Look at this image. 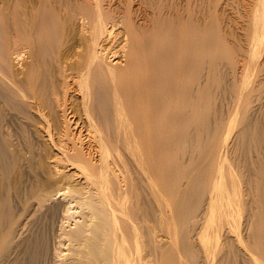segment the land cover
I'll list each match as a JSON object with an SVG mask.
<instances>
[{"label": "rangeland", "instance_id": "rangeland-1", "mask_svg": "<svg viewBox=\"0 0 264 264\" xmlns=\"http://www.w3.org/2000/svg\"><path fill=\"white\" fill-rule=\"evenodd\" d=\"M20 1L22 2L21 7L28 3L25 8H36H32V10L36 11L37 16L38 14H41L40 17L43 16L42 21L44 20L43 22L48 28L44 32L48 33L45 34L44 32L42 33V31H38V35L39 33L42 34L41 37L40 35L36 36L37 33L35 31V33L32 32L34 34L30 32L28 34L26 32L28 35L25 33L26 36L24 35L19 37L17 33H14L13 31L10 32L11 30L7 26V23L5 24V22L7 21L8 13H10V11L12 10L11 8L16 4L19 5L18 2ZM35 1L33 3V0L32 2H30V0L28 2L27 0H0V264H94V261L98 260L99 257L95 258L93 254L90 255V251H92L90 249L91 247L93 249V246H90L88 244V246L90 247V249L88 250L85 245L86 242L84 245H82L83 242L79 244L80 241L75 238L73 239L74 241L68 240L69 238L67 236H70L69 233L75 229V220H84L85 217L88 216L86 215L88 213L86 207L83 206L82 208H79L78 205H74L75 201H71L72 199H74L72 198L73 195L71 194V197L69 192H67L68 194L64 192L65 190H67V188H65V185L66 187H68V185L71 183L76 187L81 186L80 188L83 191V196L84 194L85 196L91 195V198L93 196V202L95 201L98 207L100 206V204L105 206L103 207L101 205L100 207L101 211L103 212V216L105 217V219H112L110 221V224L111 222L113 223L111 225L106 224V226L108 225V227L105 226L106 229H109L104 231L105 228H103V232H106V234H108L107 237L109 236L110 238V236L112 235L111 233H113V237L111 236L113 240L111 239L110 243V245L112 244L113 247L111 246L110 248L111 251L112 248H115V252H113V250L112 254L113 258H115L114 255L117 254V260L114 261V259H112L114 261L112 262V264H118V261L122 262V260L128 262L130 256L137 262L136 263L135 261H133V259H129L132 260L131 264L132 262H134L135 264H264V258H262L264 257V38L261 44L263 47L260 45V47L256 49L257 52L256 50L253 51V49H251V39L249 40L248 44V36L249 34L251 35L249 31L250 28L248 27L251 24V19L249 20V18L250 16L252 18L250 3L255 0H94V2H98V7L102 12H107L104 13V17H106L108 14H110L109 16H123V14L125 13L124 16L125 18L127 17L129 19V24L132 25V23L134 22L133 26H135L136 28L138 22V26L142 24V26L138 27L140 29H138V31L141 32L137 31L139 35L141 34L140 37L142 36V34L143 36H146L147 34V37L148 35L149 37L151 36L150 38L148 37L149 43L145 36V39L141 37L145 41H143V43H145V48H147L145 49L147 50V54H149V52L151 54V52L155 51L154 44L155 41H158L159 39L158 42L156 41L161 45L159 46V50H161L162 48V51L164 52L163 55L166 56H164L165 58L162 56V59L160 58L159 60V62L162 63V66H164L166 62V65H168L170 62H172L173 64L177 62V55L181 57V55L173 53V51H175L174 47L177 42L176 39L178 38L179 31H183L185 28L186 32L191 30L193 31L191 34H196V37L190 35V37L193 36V38H196V41L200 42L204 39L202 43L200 42L201 44H204V47L200 45L198 49V47L196 46L199 45L195 46L194 44V49H198L197 52L195 50V52L193 51V53L191 54L189 51H192V48V50H186V53H184V55L186 54V58H189L187 57V55L191 54L192 57L191 55L190 57L193 60H191V68L188 69L187 67L189 66V64H187V74H184L185 76H183V79L181 78V81L183 80L186 83L185 84L184 82H182L184 83L182 85L185 89V91H183L184 89L182 90V92L184 93L180 94L182 95L180 96L182 98L178 99L180 101H173L174 103L172 102L171 104L170 102H168V104L166 103L162 105V107L164 106L165 109L160 107L159 110L156 111L158 112L157 114L161 115L160 117L163 118L161 119V121H163L162 123L164 127L167 126L165 129L163 127L164 131H160L164 136L162 139L164 140V138H167L169 142L170 138L172 139L171 135L173 136L175 132L178 131L176 132V134L178 133V136H173V139L176 140L177 143H174V141L170 140V142L166 144L165 142L167 141H162L165 144H163L164 146L162 145V142L161 145L158 144V146H154L155 149L152 148L153 150H155L151 157L152 160L150 159V156L153 150L150 149V147H144L143 143L130 139L129 140L131 142L129 144L131 145H129V141H127V139L125 141L123 140L122 136H119L122 135L124 131L120 128L118 130H115L117 129L115 125H117L119 122L117 121L118 113L116 115L115 112L118 111L114 110V102L111 99L113 98L112 92L110 91L111 89L109 87L110 79L107 76L105 77L108 78L109 82H106L107 79L103 78V76L97 80H92L91 83V80H88L89 83H84V85L86 84L84 86L85 89L88 87V89L85 90L89 91L87 95L86 92L83 93V91H79L74 87L71 88L70 86L64 84L62 82L63 78L60 76L61 74L59 70L57 71L56 69H54L57 67V63L56 58L52 54L53 51L57 50L56 53L54 51V54L57 55V52L60 51L58 49H62L64 47V44L65 46H67L70 44L69 42H73L74 39L71 40L72 37L75 39L76 37H78L76 26L79 24V20L78 22L77 19H75L76 21L74 19L70 20L73 23L72 25L70 21L64 20V18L66 19V17L62 15L63 10L62 12L60 10L62 9L61 4L64 8L66 6L65 3L67 5H72L75 3L76 5L74 4V6L76 7L80 6L78 5L80 2L83 3V1H85L87 4H93L94 6L93 0H77L79 3L76 0H63L61 2L60 0H53V2H51L52 0H48V2L47 0ZM70 1L72 4H69ZM49 2L50 5L52 4V7L49 5ZM85 2L82 4L83 6L87 5H85ZM97 2H95V5ZM29 4L34 6H30ZM128 4L130 6H128ZM59 6L61 8H59ZM39 8L42 11H40ZM48 8L52 11H50ZM143 8L146 12H144ZM153 8L157 9V11ZM245 12L247 15H244ZM261 12L262 11L258 9V11L255 12V16L259 17ZM117 13H119V15ZM47 14L48 17H46ZM187 15L190 17H188ZM63 16L64 18L61 20V17ZM109 16L107 17L109 18ZM122 16L119 17L123 18ZM152 17H154V19ZM44 18L50 21L47 22ZM183 18L184 20H182ZM52 19L56 21H53ZM130 19H134L133 21L131 20L132 23H130ZM66 22L68 27L66 25ZM188 22L190 23V30H187L189 24ZM47 23H49L50 26H48ZM204 23L206 24L204 25ZM180 24L182 25L181 28ZM53 25L56 26L54 27ZM62 25L66 27V29H63ZM186 25L187 27H185ZM52 26L53 28H51ZM59 26L60 28L57 29V27ZM159 27L160 29L164 30L160 31ZM178 27L180 28V30ZM69 28L71 29V33ZM141 28H143L144 31ZM195 29L198 31H196ZM58 32L61 33L59 34ZM74 32L75 36L73 35ZM159 32L161 33V35ZM246 32L248 36L246 35ZM57 33L59 34V38H57ZM157 33L159 34V36ZM175 33L177 34V36H175ZM30 34L32 36H30ZM47 34H52V37L51 35L50 37H47ZM189 34L190 33L188 32L187 34H185V36H188ZM197 34H200L198 35L200 37V41L198 40ZM44 35H46L47 38ZM55 36L57 39L61 40V46H58L59 40H56V38L54 39L55 42L53 39V41L51 40V38ZM39 37L41 38V40ZM61 37H63V40L61 39ZM218 37L220 38V41L218 40ZM33 38H39L37 42L35 41V44L37 43L36 45L38 47L40 46L39 49L43 50L40 51L38 49L39 54L43 53L44 57H42V54V58L38 56L37 59H39L40 62H43L44 58L45 60H47L44 61V63H40L38 60L35 61L36 59L34 58L31 61L33 55L31 52L32 49H30V40ZM42 38L44 41L47 39L48 42H50L48 44L54 42L53 44L56 47L53 44L52 46L54 48L51 45V47H49L48 45L43 46L45 42H42ZM163 38H165V43L163 42ZM174 40L175 45L173 44ZM39 41L41 42L39 43ZM150 42H152V45L150 44ZM116 44L117 47H119V45H121L122 43L117 42ZM165 44H167L168 46ZM172 44L174 45V47ZM191 45L193 44L191 43ZM214 45H216V48H214ZM150 46H153L154 49ZM218 46L221 47L218 48ZM163 47H165V50ZM201 47L203 48V50ZM44 48H48V51L47 49L44 50ZM226 48L228 49V53L226 52ZM219 49H221V51H219ZM166 50L168 53H165ZM222 50L224 51V54ZM229 50L231 52H229ZM251 50L252 54H255V56L254 54L252 56L255 57V60H253L254 58L251 59L250 57L252 55ZM49 51L52 52L49 53ZM162 51L161 54L163 53ZM188 52L190 54H188ZM194 53H198V55L196 56V54L194 55ZM229 53L231 55H228ZM167 54H169V56ZM183 56L182 58L184 60ZM193 56L196 58H193ZM230 56L233 57L230 58ZM168 57H170L171 60ZM200 59L201 61L198 62V60ZM48 60H51L53 64H50L51 62H49ZM162 60L165 63H163ZM244 60L247 61L245 62ZM33 62L37 63L34 64ZM47 62H49L50 65ZM186 62L188 61L186 60ZM186 62H184V64H186ZM166 65L162 67L163 69H167L164 70L166 73H163L165 76L167 72H170V67L168 68V66L166 67ZM41 66L43 67V70L41 69ZM32 67L33 69H31ZM24 71L25 74H28L27 72L30 73V71L33 72L34 74H31L33 75L32 77H34L35 75L34 80L32 78V81H34L33 83L35 85L33 84V86H31L32 88L35 86L34 89L40 90L37 91L40 92L39 94L41 95L42 99H44V101L42 100V104L44 105V109H41L42 112H38L39 110H36L35 108L33 109L32 105H30L29 103V98L26 97L27 95L24 96V88L26 86V84L24 85V83H26L24 82L25 79H22L23 77H26ZM254 72L255 74L257 72L258 73L255 75ZM188 77H190L191 79H189ZM162 79V82L168 80L167 83L165 82L168 85L169 79H165V77L163 79L165 81H163ZM38 80L40 82H38ZM64 80L69 81L70 79L65 78ZM186 80H188V84ZM162 82L161 84H163ZM43 84L45 85V87H43ZM164 84L161 85V87L163 86L161 88L163 91V95L165 94L164 90L167 89L166 84ZM158 86L160 87V84ZM185 86L187 89L185 88ZM103 87H105L107 90ZM188 89L193 91L191 92ZM203 89H205L208 93ZM198 90L202 91H199V94L197 95L196 93ZM200 92H202V94L206 93L204 95L205 98L200 94ZM43 95L45 96V98ZM185 95H187L188 97H186ZM199 95H201V98L203 96L205 100L202 99V101H200L201 98L199 97ZM196 96L200 99L196 98ZM190 97L193 100H197L193 101ZM182 99L184 101H182ZM190 99L191 102L193 101L196 104L193 102L190 103ZM199 101L202 102V104ZM75 102L77 103L75 104ZM80 103L84 105L86 103L88 114L91 113L89 115L91 116V121H93L92 123L91 121H88V123L82 122V118L80 119L78 116L79 113H75L77 109L74 108L76 107L79 109ZM69 104L73 107L72 109ZM191 107H193V109ZM195 108L199 110L196 111ZM176 109L178 111L181 109L183 110H181L182 114L179 111V117L181 116L180 118H183L181 120L182 123L180 122V124V118L178 119L177 117L178 111L176 113ZM71 110H75L74 113H71ZM196 112L197 114L194 115L193 113ZM121 113L124 114V111H121ZM121 113L120 115H122V120L128 119L129 117L131 118L130 111L129 113L125 111L124 116ZM172 113H175V115L177 114V118L175 117L173 119L174 116ZM126 114H129L128 118L125 117ZM183 114L185 117L183 116ZM190 114L191 116H193L191 117ZM113 115L115 116V118ZM121 117L119 119H121ZM172 119L175 122L178 119L177 124L179 127L174 124V121L172 122ZM171 122L172 124L170 127ZM111 123L113 125H111ZM109 125H111L112 127ZM93 126H96V128H93ZM109 127L111 129H113L114 127L115 128L110 132L109 130L111 129ZM101 128L102 130H100ZM129 130L130 132L128 130L126 132L128 135H130L133 131L131 129ZM169 131L171 132V134ZM114 134H117V136H115ZM106 136H110V138H107ZM178 137L180 140L178 139ZM110 139H113L114 143H112ZM108 140L110 141L109 145L107 144L109 142ZM132 141H135L134 144L132 143ZM120 143H124L125 145L122 144V146ZM135 144L136 146L140 145V147L138 146L139 148H142V146L144 148H147L146 150L144 149L146 153L142 152L143 148L138 153L140 149H136L135 146H133L134 148L132 147L133 149H135L134 151H132L133 149L129 148V146L131 147ZM166 145L168 147H166ZM119 147H123V149L125 147V149H127H124V151ZM76 148H79L83 153V159H81V161L83 160L84 164L82 163L81 165L86 167V171H88V173L79 171L81 170V168L78 166L79 164L77 163V159L79 158H76L72 153H70L74 152ZM112 148L113 150L115 149V151L117 150L118 152H113ZM118 149H120V151ZM128 149H130V153ZM160 149L163 150L160 151ZM63 151L65 152V154H63ZM131 152H133L134 154ZM141 152L145 155H143V158H145L149 162L150 160L152 161L150 162L151 164L147 162V168L144 167L146 166V164H143V162L146 163V160H142L140 157L142 156V154H140ZM155 152L156 154L158 153V156H156ZM137 153L140 155H138ZM127 154L130 155L127 156ZM135 154H137V156ZM133 155H135L136 157H140V163H142L141 165L144 169H141V165L138 162L139 159ZM117 157L120 159H118ZM122 158L123 160L121 161ZM134 159L135 161L138 159L137 163L134 161ZM141 160L143 162H141ZM117 161H120L119 163L121 164H119ZM90 162H92V164H90ZM165 162L166 164H163ZM79 163L81 162L79 161ZM136 164H138L139 166H137ZM155 164H157V167L155 166ZM91 165H96L95 167L97 168L94 167V169L98 171H95L93 168H91ZM133 165L137 168H140L137 169ZM148 165L150 168L148 167ZM158 165L160 166L158 167ZM125 166H127L128 169ZM77 167L80 169L78 170ZM131 167L134 168L130 170ZM155 167L158 170H155ZM53 168L56 172L53 170ZM162 169L163 172H161ZM120 170L123 172H121ZM151 170H155L156 173ZM132 171L133 174L131 173ZM146 171H149L148 174L150 172H153L152 174L154 176L151 175L152 177H150V174L148 175ZM50 172L53 178L51 177V174L48 175ZM80 172L82 173L83 177L81 176ZM93 172L99 173L95 174ZM143 173L145 174L143 175ZM111 174H115L114 176L112 175L113 178L109 177ZM136 174H138V176H134ZM140 174L142 176H140ZM101 175L102 177H100ZM61 176L66 177L62 178ZM90 176H92V178ZM67 177L70 178L67 179ZM93 177L95 180L93 179ZM153 177H158L157 179L155 178L157 181L153 179ZM100 178L102 183L100 182ZM144 178L145 181H143L142 183L141 181ZM65 179H67V181ZM113 179L114 181L112 183L111 180ZM123 180L126 182H124ZM131 181H133L135 184ZM151 181L155 183H152ZM118 183L121 184V187ZM130 183L133 186L128 185ZM126 184L127 186H129V188L126 186ZM146 184L148 185V187H150L149 184H152L151 187L153 189L151 187L148 188ZM153 184L155 185V187H158L159 185L160 188L153 187ZM135 185L139 187H136ZM140 186L142 189L140 188ZM123 187L126 189L128 188L129 190L127 189V191ZM58 188L61 189L58 190ZM87 188L89 189L87 190ZM105 188L106 190H104ZM119 188L121 190H119ZM108 189L110 191H113V193H110ZM149 189L153 191L151 192ZM155 189H161L159 191H161L162 193H157L158 191H155ZM26 190L28 191L26 192ZM123 190H126V195L125 191ZM141 190L144 191L146 196ZM95 191H97L98 194H96ZM29 192L32 195L30 194L29 196ZM62 192L64 193L61 194ZM38 193H40V195H43L40 196ZM65 193L66 195H64ZM118 193L119 195H121L122 193V196L118 197ZM67 195L71 199H69V197H66ZM161 196L163 197V199H165V201L162 200ZM157 197H159V200ZM117 199L120 201L119 203L117 202ZM96 201H99L101 203H97ZM158 201L159 203H156ZM61 203H63L64 205ZM103 203L106 204L104 205ZM117 203L121 205L119 206ZM37 204L41 206H37ZM114 204L118 205L119 207L115 206ZM122 204L124 205L122 206ZM68 205L71 206L69 207L71 210L76 209V211H78L74 213L76 216L74 215L73 218L71 217L72 219H69V216L66 215L67 211L65 210L66 208H68ZM113 205L114 208H112ZM126 206L129 210L126 209ZM124 207L126 210L124 209ZM117 208L122 209H119V214L121 213L120 215L116 212L118 211ZM100 209L99 213H101ZM113 209H115V211ZM80 211H82V213ZM121 211L124 212V215H122L123 213ZM79 212L83 217L81 215L79 216ZM161 214H163V216ZM77 222L79 223V221ZM100 222L102 223V220ZM111 226L114 227L115 230L114 228L111 229ZM62 231H64L65 234L61 233ZM154 231H156L157 233ZM103 232H100V235H102L100 236V238L106 237L105 235L103 236ZM38 234H40L41 236H39ZM131 236H134V239ZM41 237L44 240L41 239ZM120 238H123L124 240ZM211 239L213 241H211ZM102 240H100V242H102L101 244L103 245V243L105 242L104 240ZM112 241L115 242L112 243ZM131 241L135 243L133 244ZM35 242L37 245H35ZM71 242H73L72 245ZM120 244L122 245V247ZM41 245L43 246V248ZM31 246L35 248H31ZM36 246L41 247H39L38 249V247ZM70 247H72V250ZM39 250L41 253L39 252ZM68 250L70 254L68 253ZM118 250L119 253H117ZM132 250L134 251V256H132ZM71 251H73V253ZM136 251H139V253ZM84 252L86 255L84 254ZM126 252H129L130 256L127 257L129 253L127 254ZM146 252L147 254H145ZM121 253L124 255H121L123 256V258H120L118 255ZM73 254L74 257H72ZM137 254L139 255V257L137 256ZM118 257L120 258V260L118 259ZM258 258L261 259V261L258 260ZM96 262L97 261H95V263Z\"/></svg>", "mask_w": 264, "mask_h": 264}, {"label": "bare ground", "instance_id": "bare-ground-1", "mask_svg": "<svg viewBox=\"0 0 264 264\" xmlns=\"http://www.w3.org/2000/svg\"><path fill=\"white\" fill-rule=\"evenodd\" d=\"M17 1H19V0H17ZM25 1V0H24ZM29 0H27V2H28ZM34 1L35 0H33V3H34ZM44 1V0H43ZM50 1V0H49ZM56 1V0H55ZM61 1H63V0H60V2ZM68 1V0H67ZM73 1V0H72ZM77 1V0H76ZM78 1H80V0H78ZM77 1V2H78ZM90 1V0H89ZM88 1V2H89ZM105 1V0H104ZM123 1V0H122ZM127 1V0H126ZM138 1V0H137ZM153 1V0H152ZM242 1V0H241ZM249 1V0H248ZM251 1V0H250ZM253 1V0H252ZM30 2H32V0H30ZM36 2V1H35ZM38 2V1H37ZM47 2H48V0H47ZM51 2H53V0L51 1ZM59 2V3H60ZM66 2V1H65ZM76 2V3H77ZM85 1H83V3H84ZM93 2H94V0H93ZM95 2H97V1H95ZM95 2H94V6H93V4L92 5H89V4H87L86 2H85V5L86 6H83L82 4L83 3H79L78 5H80V6H74V4H72L71 3V1H70V3L69 4H72V5H67L66 3H65V7L63 8V5L61 4V6H62V9H60L61 10V12H62V10H63V12H62V15H64L65 17H66V19L64 18V16L63 17H61V20L64 18V20H67V21H70V20H72V19H77V22H78V20H79V24L76 26V29H77V35H78V37H76V39L75 38H71V40L72 39H74L73 40V42H69L68 44L69 45H67V46H65V44H64V47L62 48V49H58V50H60V51H58L57 53V55H55L54 54V47L52 46V44L55 42V38H56V36L55 37H53V38H51V40L53 39L54 40V42H51V44H48V43H50V42H48V40L46 39L45 41L43 40V38H42V42L44 41L45 43L43 44V46L44 45H48L49 47H53L52 49L54 50H52L53 51V55H54V57L56 58V63H57V67H58V69H57V67L56 68H54V69H56L57 71L59 70V72H60V76L63 78V83L64 84H66V85H68V86H70L71 88L72 87H74L75 89H78L79 91H83V93L84 92H86V94L88 95V93H89V91H85L86 89H88V87L85 89V85H84V83H86V82H88V80H91L90 81V83L92 82V80L94 81V80H97V79H99V78H101V77H103V78H106L107 80H106V82L108 81L109 82V80H108V78L110 79V82H109V87H110V91L112 92V97L113 98H111L112 100H113V102H114V110L116 111H118V112H115L116 113V115H117V113H118V115H117V118H118V120L117 121H119L118 122V124L117 125H115L116 127H117V129H115V130H118L119 128L120 129H122L123 131H124V133L122 134V135H119V136H122V138H123V140H125L126 141V139H127V141H129L128 142V144L131 142L130 140H136V141H138V142H141V143H143V145H144V147L146 146V147H150V149H152V148H154V146L156 147V146H158V144L159 145H161V142L163 141V142H165V141H167V142H165L166 144L167 143H169L170 142V140L171 141H174V143L176 142V140H174L173 139V136H175V135H177L176 134V132H178V131H174L175 132V134L172 136L171 135V137H172V139L170 138V140H169V142H168V139L166 140L165 138H164V140L162 139L164 136L161 134V132L162 131H164L163 130V127H164V125H163V121H161V119H163V118H161L160 116L161 115H158L157 113L158 112H156L157 110H159V108L160 107H162V105H164V104H168V102H170V104L173 102V101H180V100H178V99H180V98H182V97H180V96H182V95H180V94H182V93H184V92H182V90L184 89V87H183V85L182 84H184L185 82L182 80L181 81V78L183 79V76H185L184 74H187L186 72V70H187V68L189 69V68H191V60H193V59H191V57H192V53H193V51L195 52V50H196V52H197V50L199 49V47H200V45L201 46H203L204 44H201L203 41H204V39H203V41L201 40H199L200 39V37L198 36V35H200V34H197V37H198V40L201 42H198V41H196V38H193V36L194 37H196V34L194 35V34H191L193 31H191L190 29H189V26H190V23L188 24V27H187V25L185 26V27H187L186 29L187 30H190V31H187L186 32V30H185V28H184V32L181 30V31H179V34H178V38L176 39L177 40V42H176V45L174 44V42H175V40L173 41V44L175 45V47H174V45H173V47L175 48V51H173V53L174 54H179V55H181V57L180 56H178L177 55V62H175L174 64L172 63V62H170L168 65H166V63L163 61V63H165V65H166V67L168 66V68L170 69V72H167V74H168V77H167V74H166V76L163 74V73H166L164 70H167L166 68L165 69H163L162 67H164V66H162V63L161 62H159V60H160V58L163 56H165V55H163L164 54V52L162 51V48H161V50H159L160 48H159V46H161L160 44H158L157 42L159 41V39H158V41L156 40V38H155V40L157 41H155V44H154V47H155V51L154 52H151V54H150V52H149V54H147L146 52H147V50H145V49H147V48H145V43H143V41H144V36H143V34H142V36L141 37H143V38H141L140 37V35H139V33L138 32H141V31H138V27H140V26H142V24L140 25V26H138V24H139V22H138V24H137V28L135 27V26H133V24H134V22L132 23L131 22V20L132 19H130V23H132V25L131 24H129V19L126 17L125 18V16H124V14H123V16L122 15H119V13H117L119 16H122L123 18H121V17H119V16H114V15H112V16H109L110 14H108L107 16H109V18L106 16V17H104V13H107V12H105V11H101L100 9H99V5H98V2L96 3V5H95ZM114 2V1H113ZM140 2H142V1H140ZM145 2V1H144ZM144 2H143V4H144ZM150 2V1H149ZM207 2V1H206ZM210 2V1H209ZM19 3V5H14L11 9V11H10V13H8V18H7V21L5 22V21H3V22H5V24L7 23V26L10 28V32H14V33H17L18 35H19V37L20 36H26V34L28 33L29 34V32L30 33H32V32H36L37 33V35L36 36H41L42 34H40L39 33V35H38V31H42V33L46 30V29H48L47 27H46V24L42 21V18H43V16L42 17H40V15L41 14H38V16L36 15V11H34V10H32V8H34V7H29V5L30 6H34V5H31V4H29L28 5V7L29 8H25V6H27V4H25L23 7H21V1L20 2H18ZM44 3H46V2H44ZM54 3H56V2H54ZM63 3V2H62ZM68 3V2H67ZM90 3V2H89ZM109 3V2H108ZM111 3V2H110ZM161 3V2H160ZM208 3V2H207ZM206 3V4H207ZM247 3H249V2H247ZM24 4V3H23ZM56 4H58V3H56ZM64 4V3H63ZM122 4V3H121ZM130 4V3H129ZM128 4V6H130ZM142 4V5H143ZM146 4V3H145ZM150 4V3H149ZM242 4V3H241ZM251 4V6H250V8H251V13H252V18H251V16H250V18H249V20H250V22H251V24H250V26H248L249 28H250V30H249V28H248V30L250 31V33H251V35L249 34V36L247 35V32H246V35L248 36V44H249V40L251 39V41H252V48L251 49H253V51L254 50H256V49H258L259 47H260V45L262 44V42H263V38H264V0H255V1H253V2H251L250 3ZM38 5V4H37ZM49 5H50V2H49ZM58 5H60V4H58ZM76 5V4H75ZM111 5V4H110ZM51 7H52V4L50 5ZM104 6V5H103ZM128 6H126V7H128ZM153 6V5H152ZM241 6V5H240ZM37 7V6H36ZM43 7V6H42ZM115 7V6H114ZM206 7H207V5H206ZM38 8V7H37ZM50 8V7H49ZM48 8V9H49ZM54 8V7H53ZM59 8H61L60 6H59ZM112 8V7H111ZM110 8V9H111ZM116 8V7H115ZM124 8V7H123ZM148 8V7H147ZM151 8V7H150ZM248 8V7H247ZM34 9H36V8H34ZM40 9V8H39ZM55 9V8H54ZM104 9V8H103ZM109 9V10H110ZM127 9H129V8H127ZM138 9V8H137ZM144 9V8H143ZM154 10H156L157 11V9H155V8H153ZM245 9V8H244ZM258 9L259 10H261L262 12H261V14H260V16L259 17H257V16H255L256 14H255V12L256 11H258ZM47 10V9H46ZM50 10V9H49ZM59 10V11H60ZM123 10V9H122ZM148 10V9H147ZM191 10H193V9H191ZM191 10H190V12H191ZM250 10V9H249ZM248 10V11H249ZM40 11H42L41 9H40ZM50 11H52V10H50ZM108 11V10H107ZM134 11V10H133ZM35 12V13H34ZM38 12V11H37ZM47 12V11H46ZM54 12V11H53ZM111 12V11H110ZM109 12V13H110ZM115 12V11H114ZM139 12V11H138ZM144 12H146L145 11V9H144ZM151 12H153V11H151ZM205 12V11H204ZM41 13V12H40ZM42 13H44V12H42ZM126 13H127V11H126ZM143 13V12H142ZM155 13V12H154ZM250 13V14H251ZM49 14H51V13H49ZM54 14H56V13H54ZM58 14V13H57ZM114 14V13H113ZM132 14V13H131ZM144 14V13H143ZM159 14V13H158ZM191 14V13H190ZM210 14V13H209ZM243 14V13H242ZM246 14V12L244 13V15ZM128 15V14H127ZM150 15V14H149ZM153 15V14H152ZM155 15V14H154ZM247 15V14H246ZM45 16V15H44ZM136 16V15H135ZM138 16V15H137ZM141 16V15H140ZM158 16V15H157ZM181 16V15H180ZM188 16V15H187ZM205 16V15H204ZM209 16V15H208ZM248 16V17H249ZM46 17H48V14H47V16ZM50 17V16H49ZM57 17H59V16H57ZM129 17V16H128ZM151 17V16H150ZM188 17H190V16H188ZM241 17V16H240ZM245 17V16H244ZM41 18V19H40ZM53 18V17H52ZM107 18V19H106ZM119 18H121V19H119ZM143 18V17H142ZM145 18V17H144ZM153 19H154V17H152ZM242 18V17H241ZM246 18V17H245ZM244 18V19H245ZM45 20H46V18H44ZM49 19V18H48ZM57 19V18H56ZM192 19V18H191ZM53 21H56V20H54V19H52ZM60 20V21H61ZM73 20V21H74ZM134 20V19H133ZM132 20V21H133ZM182 20H184V18L182 19ZM47 22H49L48 20H46ZM76 21V20H75ZM144 21V20H143ZM150 21V20H149ZM188 21V20H187ZM71 22V21H70ZM145 22H146V19H145ZM249 22V23H250ZM52 23V22H51ZM155 23V22H154ZM175 23V22H174ZM55 24V23H54ZM65 24V23H64ZM63 24V25H64ZM73 23L71 22V25H72ZM75 24V23H74ZM146 24V23H145ZM156 24V23H155ZM159 24V23H158ZM177 24V23H176ZM183 24V23H182ZM185 24H187V23H185ZM206 23H204V25H205ZM248 24V23H247ZM47 25L48 26H50L49 25V23H47ZM52 25V24H51ZM57 25H58V23H57ZM61 25V24H60ZM62 25V27H63V29L65 28L66 29V27H64ZM66 25H67V22H66ZM70 25V26H71ZM172 25V24H171ZM6 26V27H7ZM54 26V25H53ZM53 26L51 27V28H53ZM56 26V25H55ZM54 26V27H55ZM69 26V27H70ZM148 26V25H147ZM160 26V25H159ZM181 24H180V28H181ZM247 26V25H246ZM67 27H68V25H67ZM75 27V26H74ZM158 27V26H157ZM156 27V28H157ZM170 27V26H169ZM183 27H184V25H183ZM60 28V26L59 27H57V29H59ZM163 28V27H162ZM172 28H173V26H172ZM179 28V27H178ZM180 28H179V30H180ZM191 28V27H190ZM57 29H56V31H57ZM63 29H62V31H63ZM73 29H75V28H73ZM142 30H143V28H141ZM149 29V28H148ZM153 29V28H152ZM169 29V28H168ZM183 29V28H182ZM194 29V28H193ZM192 29V30H193ZM8 30V29H7ZM69 30H70V33H71V29L69 28ZM140 30V29H139ZM156 30V29H155ZM159 30L161 31V30H164V29H160V27H159ZM167 30V29H166ZM178 30V29H177ZM196 30V29H195ZM245 30V29H244ZM247 30V29H246ZM247 30V31H248ZM48 31H50V30H48ZM53 31V30H52ZM59 31V30H58ZM74 31V30H73ZM138 31V32H137ZM144 31V30H143ZM158 31V30H157ZM169 31V30H168ZM171 31H172V29H171ZM174 31V30H173ZM196 31H198V30H196ZM27 32V33H26ZM34 32V33H35ZM65 32V31H64ZM75 32H76V30H75ZM75 32H74V36H75ZM138 34H137V33ZM176 32V31H175ZM190 33L188 36L186 35L185 36V34H187V33ZM26 33V34H25ZM34 33H32V34H34ZM45 33V32H44ZM46 33H48V32H46ZM45 33V34H46ZM49 33H53V32H49ZM55 33V32H54ZM59 33V32H58ZM57 33V38H59V34L61 33H59L58 34ZM68 33H69V31H68ZM145 33V32H144ZM146 33H147V31H146ZM160 33V32H159ZM164 33V32H163ZM162 33V34H163ZM166 33V32H165ZM168 33V32H167ZM172 33V32H171ZM178 33V32H177ZM185 33V34H184ZM245 33V32H244ZM243 33V34H244ZM249 33V32H248ZM27 34V35H28ZM65 34H67V33H65ZM158 34V33H157ZM176 34V33H175ZM202 34V33H201ZM48 36L47 37H50V35H51V37H52V34H47ZM69 35V34H68ZM139 35V36H138ZM160 35H161V33H160ZM190 35H193L192 37H190ZM17 36V35H16ZM30 36H32L31 34H30ZM29 36V37H30ZM34 36V35H33ZM45 37H46V35H44ZM54 36V35H53ZM60 36H62V35H60ZM154 36V35H153ZM152 36V37H153ZM158 36H159V34H158ZM175 36H177V34L175 35ZM203 36V35H202ZM42 37V36H41ZM44 37V38H45ZM46 37V38H47ZM70 37H71V35H70ZM70 37H69V39H70ZM146 38H147V40H148V43H149V39H148V37H149V35H148V37H147V34H146V36H145ZM151 37V36H150ZM149 37V38H150ZM162 37H164V36H162ZM166 37H167V34H166ZM171 37H172V34H171ZM186 37V38H185ZM246 37V36H245ZM32 38V37H31ZM40 38V37H39ZM39 38L37 39V38H33V39H29L30 41H31V46H30V49H32V58H31V61H32V59L34 58V59H36L35 61H39L40 62V60L39 59H37L38 58V56H42V54L43 53H41V54H39V51H38V49L40 48V46L38 47L36 44H35V41L37 42V40H39ZM56 38V40H59V39H57ZM63 37H61V39H62ZM169 38V37H168ZM202 38V37H201ZM204 38V37H203ZM25 39V38H24ZM26 39H27V37H26ZM49 39V38H48ZM143 39V40H142ZM153 39V38H152ZM164 39L165 38H163V42L165 43V41H164ZM172 39V38H171ZM175 39V38H174ZM187 39H188V41H187ZM220 38L218 37V40H219ZM28 40V41H29ZM40 40H41V38H40ZM52 40V41H53ZM63 40V39H62ZM70 40V41H71ZM151 40V39H150ZM244 40H246V39H244ZM50 41V40H49ZM60 41L61 40H59V44H58V46L60 45ZM69 41V40H68ZM220 41V40H219ZM41 41H39V43H40ZM122 43L121 45H119V47H117V44L116 43ZM145 42V41H144ZM147 42V41H146ZM161 42V41H160ZM168 42V41H167ZM198 42V43H197ZM206 42V41H205ZM218 42V41H217ZM222 42V41H221ZM28 43V42H27ZM62 43V42H61ZM67 43V42H66ZM148 43H146V44H148ZM154 43V42H153ZM170 43V42H169ZM169 43H168V45H169ZM191 43L193 44V45H191ZM197 43V44H196ZM200 43V44H199ZM30 44H28V45H30ZM56 44H57V42H56ZM150 44L152 45V42H150ZM158 46H157V45ZM171 44V43H170ZM194 44H195V46L196 45H199V46H196V47H198V49L197 48H195L194 49ZM216 44V43H215ZM247 44V45H248ZM51 45V46H50ZM54 45V44H53ZM63 45V44H62ZM165 45H167V44H165ZM167 45V46H168ZM222 45H223V43H222ZM42 46V45H41ZM42 46V47H43ZM55 46V45H54ZM61 46V45H60ZM149 46V45H148ZM215 47L214 48H216V45H214ZM262 46V45H261ZM46 47V46H45ZM56 47V46H55ZM147 47V46H146ZM150 47H152L153 49H154V47L153 46H150ZM204 47V46H203ZM219 47H221V46H218V48ZM249 47H250V45H249ZM263 47V46H262ZM164 48V50H165V47H163ZM169 48H170V46H169ZM168 48V49H169ZM192 48H193V50H192ZM202 48V47H201ZM246 48V47H245ZM247 48H248V46H247ZM246 48V49H247ZM29 49V48H28ZM47 49V51H48V48H46ZM45 48H44V50H46ZM56 49V48H55ZM153 49H151V50H153ZM227 49V48H226ZM261 49V48H260ZM40 50V49H39ZM51 50V49H50ZM150 50V51H151ZM172 50V49H171ZM186 50L188 51V50H192V51H189L188 52V54H190L191 55V57H190V55H187V57H189V58H186L185 57V55H184V53H186ZM202 50H203V48H202ZM263 50V49H262ZM261 50V51H262ZM40 51H43V50H40ZM51 51V52H52ZM57 51V50H56ZM56 51H55V53H56ZM161 51L163 52L162 54H161ZM219 51H221V49H219ZM46 52V51H45ZM44 52V53H45ZM50 51H49V53H51ZM167 52V50L165 51V53ZM201 52V51H200ZM222 52H223V54H224V51L222 50ZM227 53H228V49H227V51H226ZM229 52H231L230 50H229ZM246 52H247V50H246ZM256 52H257V50H256ZM29 53V52H28ZM168 53V52H167ZM199 53V52H198ZM198 53L196 54V53H194V55L196 54V56L198 55ZM48 54V53H47ZM52 54H51V56H52ZM171 54V53H170ZM200 54H202V53H200ZM251 54H252V50H251ZM254 54V53H253ZM253 54L250 56L251 57V59H253V60H255V57H252L253 56ZM261 54V53H260ZM168 56H169V54H167ZM184 55V56H183ZM228 55H231L230 53L228 54ZM246 55V54H245ZM249 55V54H248ZM47 56V55H46ZM45 56V57H46ZM175 56V55H174ZM182 56L184 57V60H183V58H182ZM254 56H255V54H254ZM39 57V58H40ZM42 57H44V54H43V56ZM41 57V58H42ZM53 57V58H54ZM166 57V56H165ZM164 57V58H165ZM173 57V56H172ZM179 57V58H178ZM202 57V56H201ZM231 57H233V56H230V58ZM246 57V56H245ZM40 58V59H41ZM169 59H170V57H168ZM167 58V59H168ZM176 58V57H175ZM193 58H196V57H194L193 56ZM49 59H50V55H49ZM162 59V58H161ZM167 59H166V61H167ZM189 62H186V60ZM202 59V58H201ZM201 59L200 60H198V62L199 61H201ZM213 59H215V58H213ZM243 59V58H242ZM245 59V58H244ZM250 59V60H251ZM259 59V58H258ZM257 59V60H258ZM171 60V59H170ZM169 60V61H170ZM262 60V59H261ZM30 61V60H29ZM44 61H47V60H45L44 58H43V62H40V63H44ZM49 61V60H48ZM53 61V60H52ZM55 61V60H54ZM113 61V62H112ZM195 61V60H194ZM193 61V62H194ZM230 61V60H229ZM228 61V62H229ZM243 61V60H242ZM245 61V60H244ZM247 61V60H246ZM245 61V62H246ZM252 61V60H251ZM38 62V63H39ZM49 62H51V60L49 61ZM49 62H47L48 64H49ZM184 62H186V64H184ZM244 62V63H245ZM250 62V61H249ZM31 63V62H30ZM34 63V62H33ZM37 63V62H36ZM36 63H34V64H36ZM55 63V62H54ZM197 63V62H196ZM201 63V62H200ZM208 63V62H207ZM231 63V62H230ZM243 63V64H244ZM248 63V62H247ZM33 64V65H34ZM50 64H53V62H51ZM49 64V65H50ZM187 64H189V66L187 65ZM194 64V63H193ZM252 64V63H251ZM254 64H255V62H254ZM43 65V64H42ZM248 65V64H247ZM249 65H250V63H249ZM45 66V65H44ZM47 66V65H46ZM188 66V67H187ZM197 66V65H196ZM196 66H194V67H196ZM30 67V66H29ZM39 67H40V65H39ZM38 67V68H39ZM42 67V66H41ZM187 67V68H186ZM254 67V66H253ZM257 67H258V65H257ZM35 68V67H34ZM45 68V67H44ZM47 68V67H46ZM256 68V67H255ZM28 69V68H27ZM31 69H33V67L31 68ZM42 70H43V67L41 68ZM53 69V70H54ZM253 69V68H252ZM30 70V69H29ZM35 70V69H34ZM45 70H48V69H45ZM192 70V69H191ZM258 70V69H257ZM262 70V69H261ZM25 71H28V70H25ZM25 71H24V74H25ZM32 71V70H31ZM30 71V73L29 72H27L28 74H25V78L23 77L22 79H25L24 80V82H26V83H24V85L26 84V86H25V91H24V89H23V91L25 92V95L24 96H26L27 98H29V100H30V105H32V108L34 109H36V110H39L38 112H42L41 111V109L43 108V102H42V100L44 101V99H42V97H41V95L39 94L40 92H38V91H40V90H36V89H34V87L32 88V86H33V82L34 81H32V78H33V80H34V77H35V75H34V77H32L33 75H31V74H34L33 72H31ZM164 71V72H163ZM190 71V70H189ZM193 71V70H192ZM259 71V70H258ZM38 72V71H37ZM47 72V71H46ZM55 72V71H54ZM188 73H190V72H188ZM258 73V72H257ZM256 73V74H257ZM59 74V73H58ZM194 74V73H193ZM254 74H255V72H254ZM255 74V75H256ZM192 75V74H191ZM105 76H107V77H105ZM165 77V79L167 78V79H169V82H168V85L166 84L167 83V81L168 80H163L164 79V77ZM188 76V75H187ZM186 76V77H187ZM162 77H163V79H162ZM192 77V76H191ZM194 77V76H193ZM253 77H255V76H253ZM55 78H57V77H55ZM55 78H53V79H55ZM65 78H68V79H70L69 81H65L64 79ZM189 79H191L190 77H188ZM252 78V77H251ZM161 79L163 80V81H165V82H162L161 81ZM194 79V78H193ZM192 79V80H193ZM253 79V78H252ZM57 80V79H56ZM101 80V79H100ZM254 80V79H253ZM22 81V80H21ZM32 81V82H31ZM164 84H166V90H164L165 91V94L163 95V91H162V87H161V85H163V84H161V82ZM38 82H40L39 80H38ZM47 82V81H46ZM45 82V83H46ZM103 82V81H102ZM102 82H100V83H102ZM182 82H184V83H182ZM186 82H187V84H188V80H186ZM189 82H190V80H189ZM250 82H251V79H250ZM22 83V84H23ZM43 83H44V81H43ZM48 83V82H47ZM89 83V82H88ZM98 83V82H97ZM192 83V82H191ZM194 83V82H193ZM62 84V83H61ZM94 84V83H93ZM160 84V87L158 86ZM164 84V85H165ZM186 84V83H185ZM190 84V83H189ZM32 85V86H31ZM35 85V84H34ZM44 85V84H43ZM182 85V86H181ZM252 85H253V83H252ZM256 85V84H255ZM47 86V85H46ZM96 86V85H95ZM107 86V85H106ZM191 86V85H190ZM36 87H37V85H36ZM43 87H45V85L43 86ZM49 87V86H48ZM100 88V87H99ZM102 88V87H101ZM103 88H105V87H103ZM185 88H186V86H185ZM192 88V87H191ZM190 88V89H191ZM46 89H47V87H46ZM90 89V88H89ZM98 89V88H97ZM106 89V88H105ZM187 89V88H186ZM190 89H188V90H190ZM193 89V88H192ZM91 90V89H90ZM103 90V89H102ZM107 90V89H106ZM203 90H205V89H203ZM92 91V90H91ZM97 91V90H96ZM183 91H185V89L183 90ZM191 91V90H190ZM193 91V90H192ZM191 91V92H192ZM195 91V90H194ZM199 91H202V90H198L197 91V95L199 94ZM206 91V90H205ZM204 91V92H205ZM107 92V91H106ZM110 92V93H111ZM188 92V91H187ZM203 92V93H204ZM207 92V91H206ZM45 93H46V91H45ZM99 93H100V91H99ZM98 93V94H99ZM194 93V94H195ZM208 93V92H207ZM23 94V93H22ZM43 94V93H42ZM97 94V93H96ZM186 94V93H185ZM188 94V93H187ZM191 94V93H190ZM200 94L201 95H205V94H202V92H200ZM111 95V94H110ZM201 95H199V97L201 98ZM44 96V95H43ZM184 96V95H183ZM186 97H188L187 95H185ZM203 96H202V98H201V100L200 101H202V99H204L205 98V96H204V98H203ZM193 97V96H192ZM44 98H45V96H44ZM191 98V97H190ZM196 98H198L197 96H196ZM200 98H198V99H200ZM186 99V98H185ZM192 99V98H191ZM191 99H190V103H192L193 101H196V100H193L192 102H191ZM205 100V99H204ZM182 101H184L183 99H182ZM199 101V102H200ZM65 102V101H64ZM77 102H75V104H76ZM82 103V102H81ZM80 103V107H79V109L78 108H74V109H77V111H75V110H71V113L73 112L74 113V111H75V113L77 112V113H79V118L81 119V121L82 122H87L88 123V121H91V116L89 115V114H91V113H89L88 114V111H87V107H86V103H85V105L84 104H81ZM174 103V102H173ZM180 103V102H179ZM183 103V102H182ZM189 103V102H188ZM193 103H195V102H193ZM201 104H202V102H200ZM113 104V103H112ZM178 104V103H177ZM176 104V105H177ZM185 104V103H184ZM196 104V103H195ZM198 104V103H197ZM29 105V106H30ZM70 105V104H69ZM79 105V104H78ZM89 105V104H88ZM92 105V104H91ZM189 105V104H188ZM190 105H192V104H190ZM65 106V105H64ZM71 106V105H70ZM169 106V105H168ZM180 106V105H179ZM199 106H200V104H199ZM204 106V105H203ZM89 107V106H88ZM178 107V106H177ZM182 107V106H181ZM185 107V106H184ZM188 107V106H187ZM190 107V106H189ZM70 108V107H69ZM73 107L71 106V109H72ZM92 108V107H91ZM163 109H165L164 108V106L162 107ZM175 108V107H174ZM180 108V107H179ZM192 109H193V107H191ZM198 108V107H197ZM44 109V108H43ZM188 109V108H187ZM196 109V108H195ZM199 109H200V107H199ZM198 109V110H199ZM204 109V108H203ZM207 109V108H206ZM127 110H129L130 111V114H131V118L129 119L128 118V115L126 114V118H128V119H123L122 120V115H120V113H121V111H124V114L123 113H121V114H123V116L125 115V111L126 112H128L129 113V111H127ZM160 110H162V109H160ZM171 110V109H170ZM182 110V109H181ZM181 110H179L180 112H181ZM197 109H196V111H198ZM113 111V110H112ZM111 111V112H112ZM167 111V110H166ZM175 111V110H174ZM173 111V112H174ZM177 109H176V113H177ZM179 111H178V119L181 117H179ZM183 111V110H182ZM187 111V110H186ZM201 111V110H200ZM67 112H68V110H67ZM184 112H185V109H184ZM95 113V112H94ZM113 113V112H112ZM200 113H202V112H200ZM171 114V113H170ZM173 114V113H172ZM181 114H182V112H181ZM194 115H196L197 114V112L196 113H193ZM72 115V114H71ZM93 115H95V114H93ZM177 115V114H176ZM176 115H175V113L173 114V119L176 117ZM186 115V114H185ZM97 116V115H96ZM110 116H111V114H110ZM109 116V117H110ZM114 116V115H113ZM121 117V119H119L120 117ZM169 116V115H168ZM183 116H184V114H183ZM182 116V117H183ZM190 116H191V114H190ZM193 116V115H192ZM191 116V117H192ZM202 116V115H201ZM73 117V116H72ZM100 117V116H99ZM171 117V116H170ZM176 117V118H177ZM185 117V116H184ZM197 117H198V115H197ZM78 118V117H77ZM110 118H112V117H110ZM109 118V119H110ZM114 118H115V116H114ZM116 118V119H117ZM124 118V117H123ZM72 119V118H71ZM70 119V120H71ZM101 119H103V118H101ZM113 119V118H112ZM172 119V122L174 121ZM178 119H177V121L174 123L175 125H177L178 126ZM183 119V118H182ZM181 118H180V120H179V124H180V122L182 123V120ZM185 119V118H184ZM198 119H199V117H198ZM93 120H94V118H93ZM111 120V119H110ZM120 120H121V122H120ZM197 120V119H196ZM40 121V120H39ZM73 121V120H72ZM76 121V120H75ZM95 121H97V120H95ZM102 121V120H101ZM161 121V122H160ZM93 121H91V123H92ZM110 122V121H109ZM112 122V121H111ZM172 122L170 123V127H171V124H172ZM96 123V122H95ZM103 123V122H102ZM113 123V122H112ZM111 123V125H113ZM117 123V122H116ZM196 123V122H195ZM194 123V124H195ZM198 123V122H197ZM108 124H110V123H108ZM166 124V123H165ZM173 124V125H174ZM193 124V123H192ZM90 125V124H89ZM111 125H109V126H111ZM167 125V124H166ZM81 126V125H80ZM92 126V125H91ZM108 126V125H107ZM176 126V127H177ZM96 128V126H93V128ZM101 127V126H100ZM106 127V126H105ZM112 127V126H111ZM167 127V126H166ZM166 127H164V129L166 128ZM179 127V126H178ZM84 128V127H83ZM110 128V127H109ZM115 128V127H114ZM113 128V129H114ZM105 129V128H104ZM111 129V128H110ZM113 129H111V130H109L110 132L113 130ZM129 129H131V130H133L132 132H131V134L130 135H128L126 132H127V130L130 132V130ZM172 129V128H171ZM176 129H178V128H176ZM87 130V129H86ZM100 130H102V128L100 129ZM168 130V129H167ZM166 130V131H167ZM91 131V130H90ZM106 131V130H105ZM120 131V130H119ZM161 131V132H160ZM89 132V131H88ZM97 132V131H96ZM170 132V131H169ZM116 133V132H115ZM122 133V132H121ZM79 134H81V133H79ZM113 134V133H112ZM119 134V133H118ZM164 134V133H163ZM170 134H171V132H170ZM95 135V134H94ZM93 135V136H94ZM115 135V134H114ZM80 136V135H79ZM103 136V135H102ZM115 136H117V134L115 135ZM115 136H113V137H115ZM178 136V135H177ZM83 137V136H82ZM87 137V136H86ZM107 137V136H106ZM167 137V136H166ZM169 137V136H168ZM92 138V137H91ZM107 138H110V136H108ZM111 138H112V136H111ZM121 138V139H122ZM175 138V137H174ZM114 139V138H113ZM113 139L111 140L112 141V143H114V141H113ZM130 139V140H129ZM178 139H179V137H178ZM86 140V139H85ZM94 140V139H93ZM93 140H91V141H93ZM120 140V139H119ZM180 140V139H179ZM109 141V140H108ZM82 142V141H81ZM88 142V141H87ZM103 142H105V141H103ZM107 142V141H106ZM116 142V141H115ZM135 142V141H134ZM134 142L132 141V143L134 144ZM162 142V145L164 144ZM91 143V142H90ZM109 143H110V141L107 143L108 145H109ZM119 143V142H118ZM177 143V142H176ZM179 143V142H178ZM98 144H99V141H98ZM121 145L122 144H124V143H120ZM127 144V145H128ZM172 144V143H171ZM90 145V144H89ZM106 145V144H105ZM113 145V144H112ZM112 145H111V147H112ZM119 145V144H118ZM125 145V144H124ZM129 145H131V144H129ZM165 145V144H164ZM163 145V146H164ZM94 146V145H93ZM123 146V145H122ZM133 146H135V148L136 149H140L139 151H138V153L141 151V149L143 148V150H142V152H145L144 151V149L146 150L147 148H144L143 146H142V144H141V146H142V148H139L140 147V145H138V146H136V144L135 145H132L131 147L129 146V148H131V149H133L134 147ZM172 146V145H171ZM83 147V146H82ZM87 147H88V145H87ZM98 147V146H97ZM128 147V146H127ZM133 147V148H132ZM138 147V148H137ZM166 147H168L167 145H166ZM101 148V147H100ZM107 148V147H106ZM105 148V149H106ZM114 148V147H113ZM113 148H112V151L114 152L115 151V149L113 150ZM116 148V147H115ZM119 148H121V147H119ZM162 148V147H161ZM72 149H74V148H72ZM91 149V148H90ZM102 149H104V148H102ZM121 149H123V147L121 148ZM124 149H125V147H124ZM123 149V150H124ZM127 149V148H126ZM125 149V150H126ZM155 149V148H154ZM92 150V149H91ZM110 150V149H109ZM119 151H120V149H118ZM123 150H121V151H123ZM124 150V151H125ZM129 150V153H130V149H128ZM128 150H127V152H128ZM135 149H133L132 151H134ZM153 150V149H152ZM157 150V149H156ZM161 150H163V149H160V151ZM66 151V150H65ZM100 151H102V150H100ZM154 151L155 150H153L151 153V156H150V159L152 160V155H153V153H154ZM64 152V151H63ZM94 152V151H93ZM104 152V151H103ZM108 152V151H107ZM116 153L118 152L117 150L115 151ZM142 152L140 153V154H142ZM158 152V151H157ZM70 153H72L73 154V156H75L76 158H79V159H77V163L79 164L78 166L81 168V170H79L80 168H78V170L79 171H81V172H87L88 173V171H86V167L85 166H83V165H81L82 163L84 164V162H83V160L81 161V159H83V153H82V151L79 149V148H76L75 150H74V152H70ZM87 153V152H86ZM101 153V152H100ZM105 153V152H104ZM110 153V152H109ZM112 153V152H111ZM131 153H133V152H131ZM137 153V154H138ZM146 153V152H145ZM63 154H65V152L63 153ZM103 154V153H102ZM114 154V153H113ZM134 154V153H133ZM137 154H135L136 156H137ZM140 154H138V155H140ZM155 154H156V152H155ZM154 154V155H155ZM158 154V153H157ZM156 154V156H158ZM161 154V153H160ZM159 154V155H160ZM56 155V154H55ZM101 155V154H100ZM111 155V154H110ZM115 155V154H114ZM122 155V154H121ZM130 155V154H129ZM128 154H127V156H129ZM132 155V154H131ZM135 155H133V156H135ZM143 155L144 154H142V156H140L141 157V159L142 160H144L145 158H143ZM162 155H163V153H162ZM85 156V155H84ZM133 156H130V157H133ZM135 156V157H136ZM145 156V155H144ZM66 157V156H65ZM86 157V156H85ZM105 157V156H104ZM103 157V158H104ZM114 157V156H113ZM122 157V156H121ZM140 157H136V158H138L137 160H138V162L140 163ZM159 157H161V156H159ZM60 158V157H59ZM69 158H70V156H69ZM118 158V157H117ZM154 158V157H153ZM106 159V158H105ZM115 159V158H114ZM118 159H120V158H118ZM124 159H125V157H124ZM133 159V158H132ZM149 159V160H150ZM155 159V158H154ZM76 160V159H75ZM74 160V161H75ZM87 160V159H86ZM100 160V159H99ZM102 160V159H101ZM104 160V159H103ZM123 160V158L121 159V161ZM130 160V159H129ZM137 160L135 161V159H134V161L137 163ZM141 160V162H143ZM146 160V159H145ZM150 160V162H152ZM79 161L81 162V163H79ZM126 161H128V160H126ZM133 161V160H132ZM158 161V160H157ZM160 161V160H159ZM165 161V160H164ZM88 162H89V160H88ZM99 162V161H98ZM103 162V161H102ZM118 162V161H117ZM116 162V163H117ZM120 162V161H119ZM118 162V163H119ZM147 162L148 163H150L149 161H147L146 160V163L145 162H143V164L145 165L146 164V166H144L145 168H147ZM161 162H162V160H161ZM75 163V162H74ZM117 163V164H118ZM123 163V162H122ZM127 163V162H126ZM134 163V162H133ZM138 163V164H139ZM154 163V162H153ZM152 163V164H153ZM90 164H92V162H90ZM102 164V163H101ZM119 164H121V163H119ZM135 164V163H134ZM138 164H136L137 166H139ZM142 163H140V165H141ZM151 164V163H150ZM149 164V165H150ZM161 164V163H160ZM163 164H166V162L165 163H163ZM59 165V164H58ZM104 165V164H103ZM132 165V164H131ZM149 165H148V167H149ZM154 165V164H153ZM152 165V166H153ZM92 167L91 168H93L94 169V167L96 166H94V165H91ZM122 166V165H121ZM134 166V165H133ZM151 166V167H152ZM155 166L157 167V164H155ZM160 165H158V167H159ZM165 166V165H164ZM110 167V166H109ZM125 167H127V166H125ZM124 167V168H125ZM134 167H136V166H134ZM134 167H131V169L130 170H132V168H134ZM155 167V170L157 169ZM95 168H97V167H95ZM100 168V167H99ZM114 168H115V166H114ZM123 168V169H124ZM137 168V167H136ZM138 168H140V167H138ZM137 168V169H138ZM150 168V167H149ZM164 168V167H163ZM57 169V168H56ZM59 169V168H58ZM121 169V168H120ZM122 169V170H123ZM127 169H128V167H127ZM136 169V170H137ZM141 169H144V168H142V165H141ZM152 169H154V168H152ZM160 169V168H159ZM166 169H167V167H166ZM53 170H54V168H53ZM95 170V169H94ZM102 170V169H101ZM134 170V169H133ZM140 170V169H139ZM138 170V171H139ZM145 170H147V169H145ZM153 171V170H151V171H153V172H155L156 173V171ZM158 170V169H157ZM55 171V170H54ZM53 171V172H54ZM95 171H98V170H95ZM100 171V170H99ZM109 171V170H108ZM121 171V170H120ZM119 171V172H120ZM124 171V170H123ZM123 171H121V172H123ZM143 171V170H142ZM160 171V170H159ZM56 172V171H55ZM80 172V173H81ZM103 172V171H102ZM120 172V173H121ZM149 172V171H148ZM148 172L146 171V173L148 174ZM153 172H150L148 175L150 176V177H152L151 175H153L152 173ZM161 172H163V169H162V171ZM93 173H95V172H93ZM97 173H99V172H97ZM97 173H95V174H97ZM110 173V172H109ZM116 173V172H115ZM119 173V174H120ZM125 173H126V169H125ZM132 174H133V171L131 172ZM138 173V172H137ZM159 173V172H158ZM51 174V172L48 174V175H50ZM122 174V173H121ZM128 174V173H127ZM145 173H143V175H144ZM160 174V173H159ZM158 174V175H159ZM71 175V174H70ZM78 175V174H77ZM88 175V174H87ZM115 175V174H111L109 177H112L113 178V176ZM125 175V174H124ZM157 175V174H156ZM58 176V175H57ZM67 176V175H66ZM65 176V177H66ZM68 176H69V173H68ZM81 176H82V173H81ZM89 176V175H88ZM88 176H86V177H88ZM131 176V175H130ZM130 176H129V178H130ZM134 176H138V174H136V175H134ZM140 176H142L141 174H140ZM147 176V175H146ZM154 176V175H153ZM51 177H52V174H51ZM62 177V176H61ZM64 177V176H63ZM62 177V178H63ZM64 177V178H65ZM72 177V176H71ZM83 177V176H82ZM91 178H92V176H90ZM100 177H102V175L100 176ZM107 177V176H106ZM121 177V176H120ZM124 177H127V176H124ZM53 178V177H52ZM68 178H70V177H67V179ZM90 178V179H91ZM112 178H110V179H112ZM133 178V177H132ZM156 178V177H155ZM154 177H153V179H155ZM158 178V177H157ZM156 178V179H157ZM67 179H65L66 181H67ZM90 179H89V182H90ZM93 179H94V177H93ZM92 179V180H93ZM142 179V178H141ZM140 179V180H141ZM147 179V178H146ZM155 179V180H156ZM81 180V179H80ZM84 180V179H83ZM95 180V179H94ZM107 180V179H106ZM109 180V179H108ZM149 180V179H148ZM36 181V180H35ZM69 181V180H68ZM103 181V180H102ZM104 181H105V178H104ZM113 181H114V179L113 180H111V182L113 183ZM116 181V180H115ZM119 181H121V180H119ZM124 181V180H123ZM122 181V182H123ZM143 181H145V178L141 181L142 183H143ZM157 181V180H156ZM72 182V181H71ZM100 182H101V178H100ZM110 182V181H109ZM124 182H126V181H124ZM129 182V181H128ZM131 182H133V181H131ZM140 182V183H141ZM152 182V181H151ZM65 183V182H64ZM69 183V182H68ZM87 183V182H86ZM96 183V182H95ZM102 183V182H101ZM106 183V182H105ZM117 183V182H116ZM121 183V182H120ZM120 183H118L119 184V186L121 185ZM134 183V182H133ZM148 183H150V182H148ZM152 183H155V182H152ZM159 183V182H158ZM107 184V183H106ZM110 184V183H109ZM117 184V185H118ZM125 184V183H124ZM135 184V183H134ZM157 184V183H156ZM73 184L71 183V184H69L68 185V187H66V185H65V188H67V190H65L64 192H69L70 193V195L72 194L73 195V197H72V195H71V197L72 198H74V199H72L71 201L72 202H74V205H78L79 206V208H82L83 206H85L86 207V209H87V214L86 215H88L87 217H85V219L84 220H82V219H80V220H75V224L76 225H74V230H72L70 233H69V235L70 236H67L68 238V240H73L74 238L75 239H77V240H79L80 241V243L79 244H81L82 242V245H84L85 244V242H86V248H88V250L90 249V247L88 246V244L90 245V246H93V249H92V247H91V249L90 250H92V251H90L91 253H90V255H92L93 254V256H95V258L96 257H99L98 258V260H95V261H97L96 263H95V261H94V264H112V262H114L115 260H117V254H115L114 255V257L116 258H113V252H115V248L113 249L112 248V251H111V246H112V244L110 245V243H111V239H112V235H113V233H111L112 235V237L110 236V238H109V236L107 237V235L108 234H106V232H103V228H105V226H106V224H109V225H111L113 222H111V224H110V221L112 220L110 217H108V218H110L111 220H109V219H105V217L103 216V212L101 211V209H100V207H101V205L102 204H100V206L98 207L97 205H96V203H95V201L93 202V196H92V198H91V195H86L85 196V194H84V196L82 195V193H83V191H82V189L78 186V187H76V186H72ZM101 185V184H100ZM103 185H104V183H103ZM128 185H131V186H133L131 183L130 184H128ZM147 185V184H146ZM150 185V187H151V185L152 184H149ZM154 185V184H153ZM161 185V184H160ZM98 186V185H97ZM123 186V185H122ZM126 186H127V184H126ZM130 186V187H131ZM136 186V185H135ZM142 186V185H141ZM141 186H140V188H141ZM85 187V186H84ZM94 187V186H93ZM106 187H107V185H106ZM111 187H112V185H111ZM118 187V186H117ZM121 187V186H120ZM128 188H129V186H127ZM136 187H139V186H136ZM147 187H148V185H147ZM146 187V188H147ZM150 187H148V188H150ZM153 187H155V185L153 186ZM158 187H159V185H158ZM158 187H155V188H158ZM164 187V186H163ZM83 188V187H82ZM104 188V187H103ZM102 188V189H103ZM110 188V187H109ZM124 188V187H123ZM127 188V189H128ZM152 188V187H151ZM160 188V187H159ZM162 188V187H161ZM28 189V188H27ZM34 189V188H33ZM61 188H58V190H60ZM62 189H63V187H62ZM84 189V188H83ZM89 188H87V190H88ZM92 189V188H91ZM90 189V190H91ZM124 189H126V188H124ZM126 189V190H127ZM131 189V188H130ZM142 189V188H141ZM144 189V188H143ZM153 189V188H152ZM86 190V189H85ZM104 190H106V188L104 189ZM118 190V189H117ZM119 190H121L120 188H119ZM126 190H123V191H125V195H126ZM129 190V189H128ZM127 190V191H128ZM148 190V189H147ZM150 191H151V189H149ZM157 189H155V191H156ZM159 190H161V189H159ZM159 190H157L158 192L157 193H159V194H161L162 192L161 191H159ZM163 190V189H162ZM28 190H26V192H27ZM36 191H37V189H36ZM54 191V190H53ZM99 191V190H98ZM108 191H110L109 189H108ZM143 193H144V191L143 190H141ZM153 191V190H152ZM151 191V192H152ZM45 192V191H44ZM61 192V191H60ZM64 192H62L61 194H63ZM90 192V191H89ZM113 193V191H110V193ZM116 192H118V191H116ZM36 193V192H35ZM41 193V192H40ZM40 193H38L39 195H40ZM56 193V192H55ZM59 193V192H58ZM66 193L64 194V195H66ZM95 193L96 194H98L97 193V191H95ZM95 193H93V194H95ZM149 193V192H148ZM156 193V194H157ZM165 193V192H164ZM163 193V194H164ZM28 194V193H27ZM26 194V195H27ZM30 192H29V196H30ZM68 194V193H67ZM116 194V193H115ZM145 194V193H144ZM143 194V195H144ZM32 195V194H31ZM35 195V194H34ZM43 194H41L40 196H42ZM44 195H46V194H44ZM58 195V194H57ZM118 195H119V193H118ZM117 195V196H118ZM124 195V196H125ZM151 195V194H150ZM149 195V196H150ZM152 195H154V194H152ZM87 196H89V197H87ZM96 196V195H95ZM122 196V193H121V195H119L118 197H121ZM145 196H146V194H145ZM156 196V195H155ZM160 196V195H159ZM32 197V196H31ZM66 197H69L68 195L66 196ZM97 197V196H96ZM162 197V196H161ZM33 198V197H32ZM48 198V197H47ZM152 198V197H151ZM154 198V197H153ZM158 198V200H159V197H157ZM167 198V197H166ZM64 199V198H63ZM69 199H71L70 197H69ZM95 199V198H94ZM107 199V198H106ZM38 200V199H37ZM36 200V201H37ZM65 200V199H64ZM97 200V199H96ZM122 200V199H121ZM155 200V199H154ZM162 200L163 201H165V199H163V197H162ZM161 200V201H162ZM171 200V199H170ZM30 201V200H29ZM157 201V200H156ZM175 201V200H174ZM34 202V201H33ZM39 202H40V199H39ZM97 202V201H96ZM99 202V201H98ZM97 202V203H98ZM103 202V201H102ZM107 202V201H106ZM117 202L119 203L120 201L117 199ZM122 202V201H121ZM155 202V201H154ZM172 202V201H171ZM71 203V202H70ZM69 203V204H70ZM99 203H101V202H99ZM111 203V202H110ZM113 203V202H112ZM116 203V202H115ZM117 203V204H118ZM156 203H159V201L158 202H156ZM164 203V202H163ZM173 203V202H172ZM61 204H63V203H61ZM72 204V203H71ZM104 204V203H103ZM106 204V203H105ZM104 204V205H105ZM39 204H37V206H38ZM64 205V204H63ZM115 206H120L121 204H118V205H116V204H114ZM114 205L112 206V208H114ZM124 204H122V206H123ZM165 205V204H164ZM167 205H168V203H167ZM39 206H41V205H39ZM60 206V205H59ZM78 206H77V208H78ZM103 206V205H102ZM118 206V207H119ZM69 207H71V206H69L68 205V208H66V210H65V208H64V210L65 211H67V214L66 215H68L69 216V219L72 217H74V213L75 212H78V211H76V209L75 210H71ZM98 207V208H97ZM103 207H105V206H103ZM102 207V208H103ZM73 208V207H72ZM110 208V207H109ZM121 208V207H120ZM120 208H117L118 209V211H116L118 214H119V209ZM123 208V207H122ZM162 208V207H161ZM98 209V210H97ZM99 209H100V212L101 213H99ZM104 209H107V208H104ZM103 209V210H104ZM116 209V210H117ZM124 209H125V207H124ZM126 209L127 210H129L128 208H127V206H126ZM125 209V210H126ZM159 209H160V207H159ZM163 209V208H162ZM82 210V209H81ZM114 211H115V209H113ZM112 210V211H113ZM120 210H122V209H120ZM125 210H123V211H125ZM81 213H82V211H80ZM79 212V213H80ZM85 212V211H84ZM122 212V211H121ZM163 212V211H162ZM78 213V214H79ZM81 213L79 214V216L81 215ZM86 213V212H85ZM123 214L122 215H124V212H122ZM131 213V212H130ZM133 213V212H132ZM161 213V212H160ZM65 214H64V216H65ZM77 214V213H76ZM84 214V213H83ZM121 214V213H120ZM119 214V215H120ZM114 215V214H113ZM162 216H163V214H161ZM160 215V216H161ZM67 216V217H68ZM76 216V215H75ZM82 216V215H81ZM83 217V216H82ZM81 217V218H82ZM118 217H120V216H118ZM121 217H124V216H121ZM133 217V216H132ZM71 218V219H72ZM134 218V217H133ZM82 220V221H81ZM102 220V223L100 222ZM104 220V221H103ZM130 220H131V217H130ZM159 220V219H158ZM160 220H162V219H160ZM64 221V220H63ZM77 221H79V223L77 222ZM132 221H135V220H132ZM210 221V220H209ZM46 222V221H45ZM74 223V222H73ZM134 223V222H133ZM136 223V222H135ZM159 223V222H158ZM161 224V223H160ZM211 224V223H210ZM114 225V224H113ZM112 225V226H113ZM133 225V224H132ZM155 225V224H154ZM208 225V224H207ZM212 225V224H211ZM76 226V227H75ZM111 226V229H113L114 227H112ZM216 226V225H215ZM106 227H108V225L106 226ZM155 227V226H154ZM210 228H212V227H210ZM107 229H109V228H107ZM106 228H105V230L104 231H106L107 230ZM156 229V228H155ZM102 230V231H101ZM114 230H115V228H114ZM113 230V231H114ZM153 230V229H152ZM160 230V229H159ZM211 230V229H210ZM108 231H112V230H108ZM131 231V230H130ZM208 231H209V229H208ZM69 232V231H68ZM100 232H103L102 234H103V236L105 235L106 237H103V238H105V239H103L102 237L100 238V236H102V235H100L101 233ZM154 232H156V231H154ZM61 233H64V231H62ZM60 233V234H61ZM67 233V232H66ZM109 233V232H108ZM120 233V232H119ZM157 233V232H156ZM65 234V233H64ZM115 234V233H114ZM121 234V233H120ZM133 234V233H132ZM155 234V233H154ZM39 236H41L40 234H38ZM115 236V235H114ZM128 236V235H127ZM158 236V235H157ZM122 237V236H121ZM132 238L134 237V236H131ZM63 238V237H62ZM115 238V237H114ZM117 238V237H116ZM137 238V237H136ZM156 238V237H155ZM36 239V238H35ZM35 239H34V241H35ZM38 239V238H37ZM40 239V238H39ZM41 239H43L42 237H41ZM104 240V242L105 243H103V245L101 244L102 242H100V240ZM120 239H122V240H124L123 238H120ZM134 239V238H133ZM157 239V238H156ZM44 240V239H43ZM88 240H89V242H88ZM102 240V241H103ZM113 240V239H112ZM115 240V239H114ZM67 241V240H66ZM74 241V240H73ZM99 241V242H98ZM117 241V240H116ZM118 241H120V240H118ZM211 241H213L212 239H211ZM41 242V241H40ZM115 242V241H114ZM113 241H112V243H114ZM123 242V241H122ZM127 242V241H126ZM132 242V241H131ZM130 242V243H131ZM157 242V241H156ZM34 243V242H33ZM72 243L73 242H71V245H72ZM133 244L135 243V242H132ZM137 243V242H136ZM210 243H212V242H210ZM42 244V243H41ZM92 244V245H91ZM101 244V245H100ZM119 244V243H118ZM35 245H37L36 244V242H35ZM70 245V246H71ZM114 245V244H113ZM121 245V244H120ZM136 245V244H135ZM157 245V244H156ZM30 246V245H29ZM42 246V245H41ZM41 246H39V247H41ZM88 246V247H87ZM134 246V245H133ZM137 246H138V244H137ZM210 246V245H209ZM33 246H31V248H32ZM36 247H38V246H36ZM39 247H38V249H39ZM77 247H79V246H77ZM85 247V246H84ZM113 247V246H112ZM121 247H122V245H121ZM135 247V246H134ZM33 248H35V247H33ZM42 248H43V246H42ZM41 248V249H42ZM71 248V250H72V247H70ZM70 248H67V249H70ZM74 248V247H73ZM94 248H95V252H94ZM124 248V247H123ZM122 248V249H123ZM132 248V247H131ZM138 248V247H137ZM142 248V247H141ZM152 248H153V246H152ZM151 248V249H152ZM75 249V248H74ZM78 249V248H77ZM136 249V248H135ZM37 250V249H36ZM76 250V249H75ZM82 250V249H81ZM85 250V249H84ZM83 250V251H84ZM129 250V249H128ZM134 250V249H133ZM132 250V251H133ZM147 250V249H146ZM34 251V250H33ZM87 251V250H86ZM85 251V252H86ZM124 251V250H123ZM122 251V252H123ZM155 251V250H154ZM157 251H158V249H157ZM36 252V251H35ZM39 252H40V250H39ZM72 253H73V251H71ZM77 252V251H76ZM79 252V251H78ZM85 252H84V254H85ZM121 252V251H120ZM136 252H138L139 253V251H136ZM148 252H150V251H148ZM41 253V252H40ZM68 253H69V250H68ZM74 253H75V251H74ZM81 253H83V252H81ZM117 253H119V250H118V252ZM125 253V252H124ZM127 254L129 253V252H126ZM132 253V252H131ZM259 253H261V252H259ZM37 254H39V253H37ZM37 254H36V256H37ZM70 254V253H69ZM77 254V253H76ZM126 254V255H127ZM133 255L132 256H134V251H133V253H132ZM145 254H147V252L145 253ZM258 254V253H257ZM34 255V254H33ZM86 255V254H85ZM88 255V254H87ZM119 255V257L120 258H123V254L121 253V254H118ZM121 255H123V256H121ZM253 255H255V254H253ZM263 255V254H262ZM84 256V255H83ZM82 256V257H83ZM128 256H130V253H129V255H127V257ZM136 256V255H135ZM137 256L139 257V255L137 254ZM136 256V257H137ZM144 256V255H143ZM256 256H258V255H256ZM255 256V257H256ZM71 257V256H70ZM72 257H74V254H73V256ZM85 257V256H84ZM118 257V259L120 260V258ZM65 258V257H64ZM76 258H77V256H76ZM81 258V257H80ZM89 258V257H88ZM94 258V257H93ZM257 258V257H256ZM262 258H264V257H262ZM112 259H114V261L112 260ZM125 259V258H124ZM128 259V258H127ZM129 259H133V261H135L134 260V258H132L131 256L129 257ZM128 259V262H125L124 260H122V262H120V261H118V264H120V263H122V264H131V261L132 260H129ZM138 259V258H137ZM81 260V259H80ZM88 260V259H87ZM140 260V259H139ZM258 260H260L261 261V259H259L258 258ZM91 261V260H90ZM129 261H130V263H129ZM92 262V261H91ZM136 262V261H135ZM72 263V262H71ZM84 263H86V262H84ZM137 263V262H136ZM115 264V263H114ZM132 264H135L134 262H132ZM156 264H158V263H156Z\"/></svg>", "mask_w": 264, "mask_h": 264}]
</instances>
